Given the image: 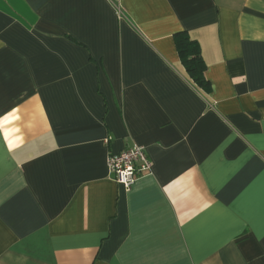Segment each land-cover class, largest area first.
Returning a JSON list of instances; mask_svg holds the SVG:
<instances>
[{"label":"crops","instance_id":"1","mask_svg":"<svg viewBox=\"0 0 264 264\" xmlns=\"http://www.w3.org/2000/svg\"><path fill=\"white\" fill-rule=\"evenodd\" d=\"M0 264H264V0H0Z\"/></svg>","mask_w":264,"mask_h":264},{"label":"built area","instance_id":"2","mask_svg":"<svg viewBox=\"0 0 264 264\" xmlns=\"http://www.w3.org/2000/svg\"><path fill=\"white\" fill-rule=\"evenodd\" d=\"M107 166L110 176L127 190H131L144 176L152 173L146 147L137 145L120 153H109Z\"/></svg>","mask_w":264,"mask_h":264},{"label":"trees","instance_id":"3","mask_svg":"<svg viewBox=\"0 0 264 264\" xmlns=\"http://www.w3.org/2000/svg\"><path fill=\"white\" fill-rule=\"evenodd\" d=\"M174 38L180 60L190 79L199 89L209 93L212 87L206 77L207 66L199 43L191 38L187 32H178Z\"/></svg>","mask_w":264,"mask_h":264}]
</instances>
